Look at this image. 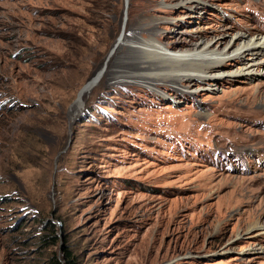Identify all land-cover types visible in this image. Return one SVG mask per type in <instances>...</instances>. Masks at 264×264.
<instances>
[{
    "label": "rangeland",
    "instance_id": "374dc122",
    "mask_svg": "<svg viewBox=\"0 0 264 264\" xmlns=\"http://www.w3.org/2000/svg\"><path fill=\"white\" fill-rule=\"evenodd\" d=\"M261 35L264 0H0V264H264V48L135 81Z\"/></svg>",
    "mask_w": 264,
    "mask_h": 264
},
{
    "label": "bare ground",
    "instance_id": "6f19581e",
    "mask_svg": "<svg viewBox=\"0 0 264 264\" xmlns=\"http://www.w3.org/2000/svg\"><path fill=\"white\" fill-rule=\"evenodd\" d=\"M122 42L123 40L120 43ZM243 42L244 50H237L232 52V54H225L224 56L210 55L201 48L195 47L193 52L178 57L175 54H169L168 52L165 53V51H163L161 47L159 48L155 42L151 41L148 47L143 51L141 48L146 43V41L141 44L138 43L136 48L141 52L142 55L138 58L139 68L137 69H139L140 72L136 74L135 81L138 80L140 82H146V80L150 78L151 82L157 85L162 83V81L175 82L178 78L180 79L187 76H207L213 72V67L220 64L225 59H228V57L231 55L234 57H239L243 52L249 51L251 49H254L252 54L256 55V57L251 58L252 63L259 62L260 59H258V56L261 54V51L264 48V36L261 35L256 38L251 36V38L241 41L240 44ZM151 60H156V63L154 64L150 62ZM97 78H99V74L93 79L89 80L82 87V89L79 91L80 98H82L86 90L91 88L95 81L97 82ZM79 100L75 104L76 107L79 106ZM247 231L249 233H264V223H260L258 220H256V222H253L248 226Z\"/></svg>",
    "mask_w": 264,
    "mask_h": 264
},
{
    "label": "trees",
    "instance_id": "16d2710c",
    "mask_svg": "<svg viewBox=\"0 0 264 264\" xmlns=\"http://www.w3.org/2000/svg\"><path fill=\"white\" fill-rule=\"evenodd\" d=\"M46 227H47V229L48 230H52V228H53V224L51 223V222H48V223H46ZM42 240L44 241L43 243H42V245H44V246H46V245H50V244H56L58 241H59V239H57V237H56V235H54V234H50V235H46V236H43L42 237ZM64 251H65V264H72V254H70V252H69V250L67 249V248H64ZM54 260V261H53ZM53 260H52V263L53 264H60V263H58V261L54 258V256H53Z\"/></svg>",
    "mask_w": 264,
    "mask_h": 264
},
{
    "label": "water",
    "instance_id": "95a60500",
    "mask_svg": "<svg viewBox=\"0 0 264 264\" xmlns=\"http://www.w3.org/2000/svg\"><path fill=\"white\" fill-rule=\"evenodd\" d=\"M97 80H98V78H97ZM96 82V81H95Z\"/></svg>",
    "mask_w": 264,
    "mask_h": 264
}]
</instances>
